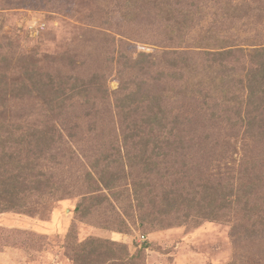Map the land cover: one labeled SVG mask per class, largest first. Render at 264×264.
<instances>
[{"label": "trees", "instance_id": "1", "mask_svg": "<svg viewBox=\"0 0 264 264\" xmlns=\"http://www.w3.org/2000/svg\"><path fill=\"white\" fill-rule=\"evenodd\" d=\"M87 2L106 14L90 31L143 23L153 47L107 33L58 57L0 51V214L48 219L70 195L124 234L220 222L254 250L239 264H264V0ZM78 246L81 264H146L147 247Z\"/></svg>", "mask_w": 264, "mask_h": 264}, {"label": "rangeland", "instance_id": "2", "mask_svg": "<svg viewBox=\"0 0 264 264\" xmlns=\"http://www.w3.org/2000/svg\"><path fill=\"white\" fill-rule=\"evenodd\" d=\"M69 1L74 2L56 12L27 8L29 0H0V45L6 44L8 38L13 42L11 49H16L2 47L1 53L7 54L8 60L21 59L33 49L41 56L58 57L77 48L91 49L88 44L93 42L105 43L107 33H114L117 39H129L140 52L153 47L143 41L151 42L156 33L144 28L143 23L137 26L122 21L114 25L115 31L98 28L96 33L85 23L94 10L95 21L100 19L99 24L104 26V8L97 9L88 0ZM9 4L18 8L8 9ZM118 85L113 78L111 87L116 89ZM78 202V198L69 195L56 204L48 219L20 211L0 214V264H81L77 260L78 243L91 237L127 243L131 252L136 246L147 247L146 264H239L242 255L254 252L250 243L236 240L231 226L225 223L192 221L162 230L137 229L124 234L103 227V215L112 214L109 209H98L82 217L76 209Z\"/></svg>", "mask_w": 264, "mask_h": 264}]
</instances>
